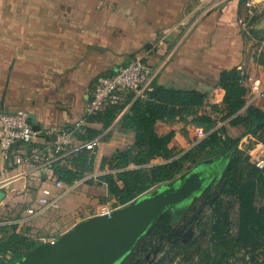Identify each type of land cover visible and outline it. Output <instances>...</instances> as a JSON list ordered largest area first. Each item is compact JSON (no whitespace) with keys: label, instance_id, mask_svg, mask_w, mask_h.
<instances>
[{"label":"crops","instance_id":"crops-1","mask_svg":"<svg viewBox=\"0 0 264 264\" xmlns=\"http://www.w3.org/2000/svg\"><path fill=\"white\" fill-rule=\"evenodd\" d=\"M7 1L9 6L0 8V113L23 109L34 114L41 126L33 140L38 143L47 142L44 133L57 136L85 119L98 77L138 57L160 82L211 90V104H223L225 89L214 84L223 69L237 66L264 85V15L245 33L239 17L246 14V0ZM262 103L247 96L246 107ZM211 104L200 113L215 118L213 128L224 126L231 137L240 136L244 128L222 120ZM122 115L94 138V172L72 185L57 187L41 169L17 165L15 154L23 150H0V232L18 225L21 234L41 243L103 213L117 198L98 179L104 173L102 158L135 138L133 131L118 129ZM199 126L206 128L190 116L188 121H158L157 131H174L169 146L177 157L196 144ZM85 143L74 138L70 146ZM168 160L157 157L150 165ZM42 185L52 189V199L60 198L59 208L40 210L36 199ZM30 206L36 213L28 212Z\"/></svg>","mask_w":264,"mask_h":264},{"label":"trees","instance_id":"trees-1","mask_svg":"<svg viewBox=\"0 0 264 264\" xmlns=\"http://www.w3.org/2000/svg\"><path fill=\"white\" fill-rule=\"evenodd\" d=\"M217 76L214 84L225 89L221 106L211 104V90L207 88L172 86L155 77L146 95L129 93L124 102L110 103L97 113L87 114V122L101 123L102 128L90 125L66 128L72 130L74 138L87 142L112 126L123 113L118 129L133 131L134 141L125 148L116 149L112 155L104 156L100 165L104 173L98 176L100 184H106L109 196L122 204L175 179L202 160L212 159L222 152L228 155L227 161L233 157L224 182L214 196L208 195L210 203L196 202L186 212V226L183 221L174 222L170 213L154 226L140 246L142 252L153 246L156 239H162L164 244L158 256L148 264H264V169L253 164L238 147L243 136L264 141V101L260 106L249 104L246 107L248 88L242 82L241 68H226ZM208 104L213 111L222 114V120L228 119L232 125L242 126V134L231 137L224 126L214 129L215 118L208 112L200 113V109ZM190 116L198 124L205 125L208 133L198 138L191 149L174 157L177 153L169 146L174 131L159 134L157 123L188 121ZM44 137L46 143L18 141L13 145L14 149L32 154L34 149L49 148V142L55 151L56 134L44 133ZM97 151V145L85 143L72 156L56 159L52 163L53 171L59 179L72 185L94 172ZM157 157L169 160L150 165ZM224 196L229 199L226 201ZM39 243L21 234L18 225L3 227L0 264H11ZM8 252L12 254L10 259L6 257Z\"/></svg>","mask_w":264,"mask_h":264},{"label":"water","instance_id":"water-1","mask_svg":"<svg viewBox=\"0 0 264 264\" xmlns=\"http://www.w3.org/2000/svg\"><path fill=\"white\" fill-rule=\"evenodd\" d=\"M34 129L39 131L31 114ZM219 158L202 160L175 179L159 184L110 213L85 218L54 240L43 241L11 264H126L163 216L181 214L216 179L223 181L233 157L213 176ZM209 182V183H208ZM208 183L207 187L204 185Z\"/></svg>","mask_w":264,"mask_h":264},{"label":"built area","instance_id":"built-area-1","mask_svg":"<svg viewBox=\"0 0 264 264\" xmlns=\"http://www.w3.org/2000/svg\"><path fill=\"white\" fill-rule=\"evenodd\" d=\"M263 15L264 0H246V14L239 17V24L245 33H251L253 23ZM242 75V82L248 88L247 96H249V99L252 101L261 99L264 101V85L261 79L249 77L243 70ZM155 77L156 74L150 71L143 58L139 57L126 65L118 67L114 74L99 76L87 114L97 113L110 103L124 102L129 93H133L135 96L146 95V91ZM86 122V118L80 119L74 126L79 128L85 125ZM207 133L205 128L201 126L197 128V134L200 138L205 137ZM37 134L38 131L34 129L31 115L27 110L19 109L0 113V150L6 151L18 141H33ZM73 139L72 130H62L57 134L53 143L56 146L55 151L49 147L42 150L34 149L32 154H27L23 150L15 154V163L17 165L27 163L36 170L41 169L42 172L49 174V178L54 180L57 187H64L65 182L54 173L52 163L58 158L73 155L77 149L69 147ZM95 140L86 142V144L89 146L96 145ZM238 147L249 156L253 164L260 169H264V141H256L249 136H243L239 141ZM57 152L60 153L57 154ZM52 196L53 191L51 188L44 185L40 187V195L36 199V202L41 206L40 210L47 206L60 207V198L57 196L52 199ZM122 205L124 204L116 199L113 203H108L103 213H110ZM27 210L30 214H34L37 209L34 206H30ZM11 255L8 252L7 258H10Z\"/></svg>","mask_w":264,"mask_h":264},{"label":"flooded vegetation","instance_id":"flooded-vegetation-1","mask_svg":"<svg viewBox=\"0 0 264 264\" xmlns=\"http://www.w3.org/2000/svg\"><path fill=\"white\" fill-rule=\"evenodd\" d=\"M227 157H228V155L226 154L225 155V153L224 152H222V154H217L215 157H212V159H220V160H218V162H215V165L214 166H212V165H210V168L208 169V171L213 175V176H220V170L224 167V165L226 164V162H227ZM194 167V166H193ZM192 167V168H193ZM191 168V169H192ZM224 182V180L223 181H220V179H216L214 182H212V184H210V186H208V183H206L205 185H204V187H207L208 186V188L206 189V191H205V193L202 195V196H200L193 204L195 205V203L196 202H202V204L204 203V202H206V203H210V199H208L207 197H208V195H215V193H216V189L218 188V187H220V185L222 184ZM201 204V205H202ZM192 206V204L190 205V206H188L187 207V209L185 210V211H183L181 214H178V213H172V217H173V221L174 222H176V223H182V221H183V224H184V226H186L188 223V221H185L184 220V218H185V214H186V212L190 209V207ZM192 208V207H191ZM141 245H143V242H142V244ZM140 245V246H141ZM143 250V249H142ZM142 250H141V248L139 247L138 248V250L134 253V255H133V257L131 258V260H128V262L126 263V264H132L134 261H135V259L140 255V253L142 252Z\"/></svg>","mask_w":264,"mask_h":264},{"label":"rangeland","instance_id":"rangeland-1","mask_svg":"<svg viewBox=\"0 0 264 264\" xmlns=\"http://www.w3.org/2000/svg\"><path fill=\"white\" fill-rule=\"evenodd\" d=\"M4 6H9L8 1L0 0V8H3ZM156 187L151 190L156 189ZM224 199L227 201L229 198L224 196ZM234 230L236 231V225H234ZM155 241V244L153 246L150 245L144 252H141L132 264H148L150 261L154 260L158 256L161 246L164 244L162 239H156Z\"/></svg>","mask_w":264,"mask_h":264}]
</instances>
